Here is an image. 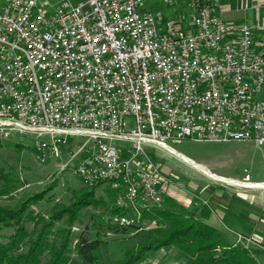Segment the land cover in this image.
Masks as SVG:
<instances>
[{
    "label": "built area",
    "instance_id": "2783aa9c",
    "mask_svg": "<svg viewBox=\"0 0 264 264\" xmlns=\"http://www.w3.org/2000/svg\"><path fill=\"white\" fill-rule=\"evenodd\" d=\"M190 1L188 22L160 26L143 0H0V140L29 135L41 162L71 147L81 184L105 186L114 206L131 207L116 221L138 228L132 204L159 205L171 181L149 148L264 143V52L247 23ZM71 135L83 139L66 145Z\"/></svg>",
    "mask_w": 264,
    "mask_h": 264
},
{
    "label": "rangeland",
    "instance_id": "374dc122",
    "mask_svg": "<svg viewBox=\"0 0 264 264\" xmlns=\"http://www.w3.org/2000/svg\"><path fill=\"white\" fill-rule=\"evenodd\" d=\"M187 1L189 0H184L185 3ZM143 2L144 7L157 18L159 15L155 11L158 9L169 13L170 16H179L184 23L189 21L192 14L186 5L180 7L179 4H175V0ZM175 5L178 6V11L171 13V8ZM158 21L160 22L159 19ZM163 22L164 20H161L159 25L163 26ZM255 98H264V85L256 92ZM126 125H132L130 117L126 119ZM82 139L83 137L79 135L67 136L66 145L79 143ZM118 143L122 149L128 147L127 142ZM166 143L187 159L203 163L211 172L218 175L246 183L264 182V143L255 145L252 141L190 138H168ZM71 149L69 146L62 147L59 156L49 157L41 162L34 156L29 135L13 132L8 139L0 140V169L17 185L10 193L0 196V204L13 206L22 198L40 191L42 197L28 205L33 221H38L40 217L45 219L50 212L69 205L80 195L79 188L83 186L80 176H77L74 170L76 157H69ZM148 154L163 172L171 177L167 191L170 198L188 207L191 203L198 207L204 204L212 210L208 222L216 225L224 240L256 248L255 257L258 264H264V187L236 185L211 178L183 161L177 154L162 148L151 147ZM244 173H247L248 178L241 179ZM107 192L105 186H97L94 189L95 195L106 201L109 199ZM102 208L103 204L97 199L81 206L78 221L73 223L71 230L75 233L85 225L89 236L99 235L105 241L99 250L104 259L121 257L124 246L130 248L136 246L140 231L155 226L154 221H144V227L137 232L127 230L124 233L102 234V229L98 227V219L103 216ZM223 221L230 222V228L240 233L235 234ZM38 224L39 222L36 225ZM60 224H63V219L55 221L52 227ZM26 226L29 228L31 224L26 223ZM11 230L12 227L3 228L4 233ZM70 255H73L72 251ZM42 256L43 261L46 254L43 253ZM188 259L189 256L179 249L165 245L146 251L144 259L134 264H181Z\"/></svg>",
    "mask_w": 264,
    "mask_h": 264
},
{
    "label": "trees",
    "instance_id": "16d2710c",
    "mask_svg": "<svg viewBox=\"0 0 264 264\" xmlns=\"http://www.w3.org/2000/svg\"><path fill=\"white\" fill-rule=\"evenodd\" d=\"M16 186L0 169V196L10 193ZM96 187L81 186L80 195L69 205L50 212L45 219L40 217L38 221L30 217L28 205L42 197L40 191L22 198L13 206L0 204V238H6L0 239V264H134L144 259L146 251L165 245L189 256L181 264H258L256 248L224 240L220 230L205 221L209 209L204 204L198 207L191 203L188 207L167 194L159 205L142 211L141 218L153 220L155 226L139 232L136 246H124L119 258L104 259L99 250L105 241L99 235L89 236L85 225L75 233L71 230L73 223L78 221L81 206L96 199L103 204V216L98 219L102 234L137 232L144 225L138 228L135 224H119L115 215L120 214L121 209L112 204L110 191L106 188L109 197L106 201L95 195ZM59 219H63V224L52 227ZM26 223L31 226L28 228ZM229 223L224 222L231 229ZM5 226L12 227V230L4 233ZM43 253L46 258L42 261Z\"/></svg>",
    "mask_w": 264,
    "mask_h": 264
},
{
    "label": "crops",
    "instance_id": "0c3cea01",
    "mask_svg": "<svg viewBox=\"0 0 264 264\" xmlns=\"http://www.w3.org/2000/svg\"><path fill=\"white\" fill-rule=\"evenodd\" d=\"M209 1L212 3V9L218 13V15L222 20L231 22L233 24H238L241 22L247 23L251 31L252 49L256 51L264 52V0H209ZM175 4H179L180 7H182V5L183 6L186 5L189 8L188 11H193V5L190 0L187 1L186 3L184 2V0H175ZM176 11H178L177 5L171 8V13H176ZM155 12L158 13L159 17L157 19H159L160 22L161 20H165L167 17L170 16L169 13H164L162 9H158ZM175 17H179V16H175ZM211 211L212 210H209V213L205 218V221L207 222ZM208 223L211 224L210 222ZM213 226L216 227V225Z\"/></svg>",
    "mask_w": 264,
    "mask_h": 264
},
{
    "label": "bare ground",
    "instance_id": "6f19581e",
    "mask_svg": "<svg viewBox=\"0 0 264 264\" xmlns=\"http://www.w3.org/2000/svg\"><path fill=\"white\" fill-rule=\"evenodd\" d=\"M176 154V152H175ZM177 155L182 158L183 161L189 163L190 165L194 166L197 169H200L205 175L211 177V178H216L219 180H223L232 184L236 185H242V186H258V187H264V182H259V183H246L245 181L235 179V178H228L224 177L222 175H218L216 173L211 172L206 166L201 165L199 163L193 162L186 157H184L182 154H179L177 152ZM119 208L121 209V213L119 214L120 216H129L131 215V207L126 206V205H119ZM146 210V206L141 205V204H132V212L134 214H142V211ZM149 211V210H148Z\"/></svg>",
    "mask_w": 264,
    "mask_h": 264
},
{
    "label": "water",
    "instance_id": "95a60500",
    "mask_svg": "<svg viewBox=\"0 0 264 264\" xmlns=\"http://www.w3.org/2000/svg\"><path fill=\"white\" fill-rule=\"evenodd\" d=\"M181 154V153H180Z\"/></svg>",
    "mask_w": 264,
    "mask_h": 264
}]
</instances>
